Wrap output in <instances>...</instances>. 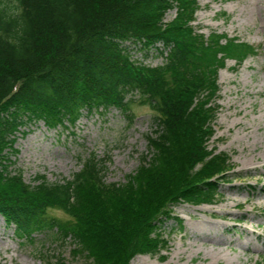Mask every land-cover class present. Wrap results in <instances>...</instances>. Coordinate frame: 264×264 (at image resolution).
Listing matches in <instances>:
<instances>
[{
	"label": "trees",
	"instance_id": "16d2710c",
	"mask_svg": "<svg viewBox=\"0 0 264 264\" xmlns=\"http://www.w3.org/2000/svg\"><path fill=\"white\" fill-rule=\"evenodd\" d=\"M14 1V9L0 4V216L26 241L46 231L61 242L71 238L80 248L76 257L86 252L95 264L161 254L171 205H212L228 181L229 157L208 146L219 73L228 60L239 67L259 50L224 33L198 32V0ZM173 10L176 17L165 23ZM128 41L147 52L145 59L149 47L160 53L163 45L166 62L152 68L134 60ZM135 96L156 113V131L149 137L152 159L127 185H105L95 155L64 183L38 178L26 185L10 170L28 124L56 130L84 113L130 114ZM50 209L71 220L49 218Z\"/></svg>",
	"mask_w": 264,
	"mask_h": 264
},
{
	"label": "rangeland",
	"instance_id": "374dc122",
	"mask_svg": "<svg viewBox=\"0 0 264 264\" xmlns=\"http://www.w3.org/2000/svg\"><path fill=\"white\" fill-rule=\"evenodd\" d=\"M200 10L193 24L200 33L236 37L259 51L237 67L228 60L219 73L220 91L214 137L210 150L229 157L231 173L221 182L220 197L212 205H171L172 218H165L161 232L168 249L158 255H138L130 264H264V0H198ZM14 9V0H0ZM227 13V18L222 13ZM176 17L173 10L165 23ZM135 58L147 52L130 41ZM157 57V58H156ZM145 59L161 66L158 55ZM153 58V56L151 57ZM130 104V114L111 109L84 113L69 128L49 130L42 122L28 124L18 135L11 169L21 173L26 185L72 181L85 161L95 155L101 161L104 184L125 186L152 159L149 137H155V112L143 101ZM93 203V202H92ZM47 216L69 221L62 210ZM71 238L61 242L51 231L33 241L16 236L0 216V264H55L65 258L72 264H95ZM54 260V261H53Z\"/></svg>",
	"mask_w": 264,
	"mask_h": 264
},
{
	"label": "bare ground",
	"instance_id": "6f19581e",
	"mask_svg": "<svg viewBox=\"0 0 264 264\" xmlns=\"http://www.w3.org/2000/svg\"><path fill=\"white\" fill-rule=\"evenodd\" d=\"M10 154V153H9ZM6 155V154H5Z\"/></svg>",
	"mask_w": 264,
	"mask_h": 264
}]
</instances>
